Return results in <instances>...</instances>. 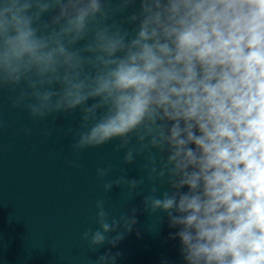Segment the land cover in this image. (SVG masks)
Wrapping results in <instances>:
<instances>
[{
    "label": "clouds",
    "instance_id": "clouds-1",
    "mask_svg": "<svg viewBox=\"0 0 264 264\" xmlns=\"http://www.w3.org/2000/svg\"><path fill=\"white\" fill-rule=\"evenodd\" d=\"M5 94L33 122L78 112L77 156L123 153L96 169L104 195L80 239L111 247L86 264H117L137 196L182 264H264V0H0Z\"/></svg>",
    "mask_w": 264,
    "mask_h": 264
},
{
    "label": "water",
    "instance_id": "water-1",
    "mask_svg": "<svg viewBox=\"0 0 264 264\" xmlns=\"http://www.w3.org/2000/svg\"><path fill=\"white\" fill-rule=\"evenodd\" d=\"M172 231H175V230L169 228L159 264L161 262V259L165 257L170 261V264H182V261H181V258L178 252L179 242L177 240H170L168 238L169 233Z\"/></svg>",
    "mask_w": 264,
    "mask_h": 264
}]
</instances>
